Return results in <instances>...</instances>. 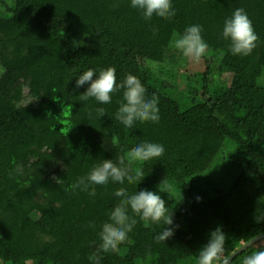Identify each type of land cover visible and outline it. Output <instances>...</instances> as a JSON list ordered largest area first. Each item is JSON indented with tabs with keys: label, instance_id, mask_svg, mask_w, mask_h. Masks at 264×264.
Returning a JSON list of instances; mask_svg holds the SVG:
<instances>
[{
	"label": "trees",
	"instance_id": "trees-1",
	"mask_svg": "<svg viewBox=\"0 0 264 264\" xmlns=\"http://www.w3.org/2000/svg\"><path fill=\"white\" fill-rule=\"evenodd\" d=\"M173 4L171 20L146 21L129 0H0V264H91L120 185L94 186L95 196L74 185L145 140L166 151L134 164L145 179L125 189L158 191L166 178L172 191L162 196L178 228L157 243L165 225L145 227L130 211L137 224L101 264H197L217 226L226 234L225 264L264 234V0ZM237 8L259 37L247 56L232 55L222 37ZM194 24L202 25L207 52L222 68L218 76L234 75L214 84L198 75L180 92L187 58L173 40ZM106 57L120 61L118 82L136 75L149 97H159L158 124L121 125L123 91L111 104L79 99L85 88L76 89L75 80L105 69ZM261 249L264 239L229 264Z\"/></svg>",
	"mask_w": 264,
	"mask_h": 264
},
{
	"label": "clouds",
	"instance_id": "clouds-1",
	"mask_svg": "<svg viewBox=\"0 0 264 264\" xmlns=\"http://www.w3.org/2000/svg\"><path fill=\"white\" fill-rule=\"evenodd\" d=\"M129 3L146 21L154 18L171 20L176 16L173 0H129ZM202 33V25H190L182 34L174 37L173 47L185 58L199 61L209 48ZM157 35L158 32L154 31L153 36ZM222 37L229 42L228 51L234 56L249 55L259 39L252 20L244 8L235 9L232 15L225 19ZM75 88H85V91L79 95L81 101L94 99L101 105L111 104L113 96L123 91V98L118 101L116 120L126 129H132L140 123L160 122L159 97L155 94L149 97L146 88L136 75L128 74L125 79L118 82L114 67L100 69L98 73L96 69H89L75 80ZM95 111L98 118L104 117L103 107ZM165 151L162 143L145 140L118 158L104 159L93 166L86 176L77 179L74 187L88 192L90 196H95L94 186H104L109 183L120 185V189L114 192L119 203L111 210L108 221L102 226L101 244L96 252L89 256L91 264H101L102 254L119 252L120 246L128 239L129 233L137 224V220L129 215L130 211L134 216H139L145 227L160 223L165 225L163 231L155 236L157 243L167 242L175 235L178 225L174 222V213L169 214L166 200L162 196V193L170 194L172 191V185L166 178L157 186L158 191L144 189L130 194L125 189L126 184L140 182V185L145 179L144 169L142 167L134 169V164L157 160ZM225 239L226 234L222 226L212 230L207 242L197 252V264H224ZM243 264H264V249L246 256Z\"/></svg>",
	"mask_w": 264,
	"mask_h": 264
},
{
	"label": "rangeland",
	"instance_id": "rangeland-1",
	"mask_svg": "<svg viewBox=\"0 0 264 264\" xmlns=\"http://www.w3.org/2000/svg\"><path fill=\"white\" fill-rule=\"evenodd\" d=\"M100 65L105 68L114 67L117 71L120 68V61L106 57L100 62ZM221 70L222 68L212 59L208 52L199 61L187 58L186 65L180 72L179 91L187 92L192 78L196 79L199 76L201 78L207 76L211 84H214L215 81H217V83H220V81H230L234 75L233 71L224 70L223 75L219 77L218 75ZM9 235L10 234H7V236Z\"/></svg>",
	"mask_w": 264,
	"mask_h": 264
},
{
	"label": "water",
	"instance_id": "water-1",
	"mask_svg": "<svg viewBox=\"0 0 264 264\" xmlns=\"http://www.w3.org/2000/svg\"><path fill=\"white\" fill-rule=\"evenodd\" d=\"M264 239V234L257 236L250 242H248L246 245H244L238 252L234 253L227 261L225 264H229L231 261H233L239 254L242 252L246 251L248 248H251L252 245L257 243L258 241Z\"/></svg>",
	"mask_w": 264,
	"mask_h": 264
}]
</instances>
